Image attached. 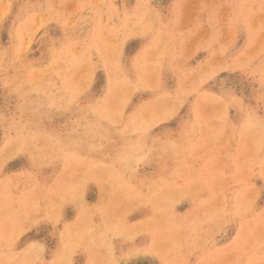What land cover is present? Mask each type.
Here are the masks:
<instances>
[{"label":"rangeland","instance_id":"obj_1","mask_svg":"<svg viewBox=\"0 0 264 264\" xmlns=\"http://www.w3.org/2000/svg\"><path fill=\"white\" fill-rule=\"evenodd\" d=\"M0 264H264V0H0Z\"/></svg>","mask_w":264,"mask_h":264}]
</instances>
